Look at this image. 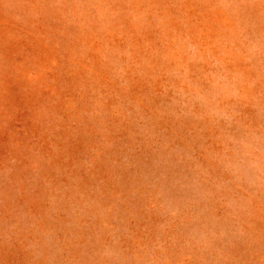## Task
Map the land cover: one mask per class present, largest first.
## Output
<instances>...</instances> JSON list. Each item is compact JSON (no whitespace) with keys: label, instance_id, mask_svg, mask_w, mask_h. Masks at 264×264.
I'll return each instance as SVG.
<instances>
[{"label":"rangeland","instance_id":"1","mask_svg":"<svg viewBox=\"0 0 264 264\" xmlns=\"http://www.w3.org/2000/svg\"><path fill=\"white\" fill-rule=\"evenodd\" d=\"M0 264H264V0H0Z\"/></svg>","mask_w":264,"mask_h":264}]
</instances>
